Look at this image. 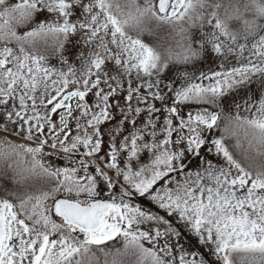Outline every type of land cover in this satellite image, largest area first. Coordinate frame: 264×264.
Returning <instances> with one entry per match:
<instances>
[{"label":"snow or ice","instance_id":"1","mask_svg":"<svg viewBox=\"0 0 264 264\" xmlns=\"http://www.w3.org/2000/svg\"><path fill=\"white\" fill-rule=\"evenodd\" d=\"M0 264H264V0H0Z\"/></svg>","mask_w":264,"mask_h":264},{"label":"rangeland","instance_id":"2","mask_svg":"<svg viewBox=\"0 0 264 264\" xmlns=\"http://www.w3.org/2000/svg\"><path fill=\"white\" fill-rule=\"evenodd\" d=\"M150 39V38H149Z\"/></svg>","mask_w":264,"mask_h":264}]
</instances>
